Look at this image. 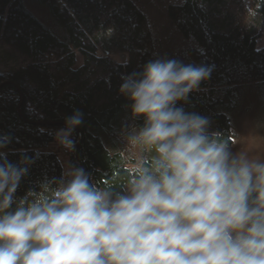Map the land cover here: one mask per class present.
<instances>
[{"label": "trees", "instance_id": "trees-1", "mask_svg": "<svg viewBox=\"0 0 264 264\" xmlns=\"http://www.w3.org/2000/svg\"><path fill=\"white\" fill-rule=\"evenodd\" d=\"M248 3L0 0V47L8 46L2 55L6 63L23 59L0 69V140L7 138L2 158L31 161L16 200L62 177L63 164L49 148L77 111L82 122L71 134L74 150L60 146L68 166L82 168L91 183L119 190L125 170L134 166L124 137L144 123L120 86L157 58L211 68L176 106L207 117L209 132L223 137L232 153L241 151L242 120L264 108V3L252 0L257 12L247 14ZM47 16L51 24L41 21ZM246 104L254 113L246 115ZM258 148L264 158V145Z\"/></svg>", "mask_w": 264, "mask_h": 264}, {"label": "clouds", "instance_id": "clouds-1", "mask_svg": "<svg viewBox=\"0 0 264 264\" xmlns=\"http://www.w3.org/2000/svg\"><path fill=\"white\" fill-rule=\"evenodd\" d=\"M210 73L157 58L123 78L144 123L124 137L134 166L119 190L68 166L16 200L31 161L0 151V264H264V158L232 153L207 117L176 106ZM81 122L77 111L55 133L67 151Z\"/></svg>", "mask_w": 264, "mask_h": 264}, {"label": "rangeland", "instance_id": "rangeland-1", "mask_svg": "<svg viewBox=\"0 0 264 264\" xmlns=\"http://www.w3.org/2000/svg\"><path fill=\"white\" fill-rule=\"evenodd\" d=\"M40 13H43V10L40 9ZM41 21L43 22H48L51 24V20H50V16H47L45 19H41ZM7 44H5L4 46L1 45L0 47V69L1 70H11L14 67H17L19 65H22V60L23 59H19L18 61H11L6 63L4 56L2 55V53L5 55L6 54V49L8 48V46H6ZM258 97V95H257ZM261 100L264 101V95H260L259 96ZM248 108V110H247ZM246 115L249 113H254V111L252 110V105L246 104ZM256 119L257 122L255 121ZM243 124L240 125L241 129L243 130V149H248L251 148L252 151L249 153L250 155H258V147H261L264 145V108L261 107V112H259V114L255 115L254 114V118H248V116H246V119L242 120ZM254 121L256 122V124H254ZM60 144L57 143H53L50 146V150L56 151L58 153V156L61 160V163L63 164L64 167V171L65 168L68 167V163H67V158L65 157V154L63 153V150L60 148Z\"/></svg>", "mask_w": 264, "mask_h": 264}, {"label": "water", "instance_id": "water-1", "mask_svg": "<svg viewBox=\"0 0 264 264\" xmlns=\"http://www.w3.org/2000/svg\"><path fill=\"white\" fill-rule=\"evenodd\" d=\"M77 130V129H76ZM77 132H78V135H79V139L78 140H80V138H81V134H80V132L77 130ZM74 154H76V152L74 153ZM75 160H76V155H75ZM76 163H77V165H79V166H81L79 163H78V161L76 160ZM85 173H86V171H85Z\"/></svg>", "mask_w": 264, "mask_h": 264}]
</instances>
